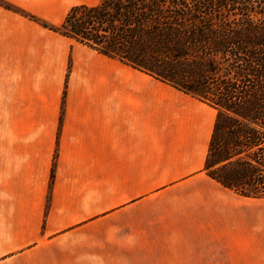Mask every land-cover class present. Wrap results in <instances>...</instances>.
<instances>
[{
    "label": "crops",
    "instance_id": "1",
    "mask_svg": "<svg viewBox=\"0 0 264 264\" xmlns=\"http://www.w3.org/2000/svg\"><path fill=\"white\" fill-rule=\"evenodd\" d=\"M8 1L53 24L70 2ZM215 112L0 6V264H110L139 223L150 264H264V198L203 170Z\"/></svg>",
    "mask_w": 264,
    "mask_h": 264
},
{
    "label": "trees",
    "instance_id": "2",
    "mask_svg": "<svg viewBox=\"0 0 264 264\" xmlns=\"http://www.w3.org/2000/svg\"><path fill=\"white\" fill-rule=\"evenodd\" d=\"M0 6L213 107L203 170L264 198V0H99L58 24Z\"/></svg>",
    "mask_w": 264,
    "mask_h": 264
},
{
    "label": "rangeland",
    "instance_id": "3",
    "mask_svg": "<svg viewBox=\"0 0 264 264\" xmlns=\"http://www.w3.org/2000/svg\"><path fill=\"white\" fill-rule=\"evenodd\" d=\"M94 1L95 0H70L67 7L63 10L61 19H63L71 6L81 3H92ZM98 1L99 0H96V3ZM252 1L255 11H257L259 0ZM260 6H262V4ZM257 17H261V15L258 14ZM109 222L111 225H116L118 223L117 215H111ZM139 226L143 228L144 236L134 237L133 233H130L128 229L115 231L111 234L110 264H150L148 226H146V223H139Z\"/></svg>",
    "mask_w": 264,
    "mask_h": 264
}]
</instances>
